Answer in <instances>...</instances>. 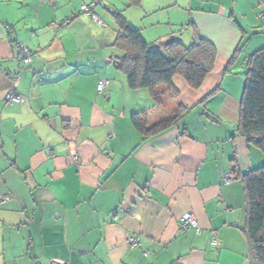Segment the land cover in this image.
Masks as SVG:
<instances>
[{
  "label": "crops",
  "instance_id": "obj_1",
  "mask_svg": "<svg viewBox=\"0 0 264 264\" xmlns=\"http://www.w3.org/2000/svg\"><path fill=\"white\" fill-rule=\"evenodd\" d=\"M91 1L0 0V264H251L243 185L224 179L232 158L241 171L264 163L235 132L264 0H96L102 23L81 10ZM113 10L161 50L210 41L212 72L196 90L175 76L177 99L155 107L115 65L123 52ZM19 45L31 51L28 65ZM14 74L22 100L8 104ZM178 103L188 110L155 136L132 125V113L154 123ZM184 213L199 233L182 230Z\"/></svg>",
  "mask_w": 264,
  "mask_h": 264
},
{
  "label": "trees",
  "instance_id": "obj_2",
  "mask_svg": "<svg viewBox=\"0 0 264 264\" xmlns=\"http://www.w3.org/2000/svg\"><path fill=\"white\" fill-rule=\"evenodd\" d=\"M128 2L134 5L139 4L140 0ZM111 13L117 28L114 46L123 52L115 60V65L125 74L129 88H145L149 91L155 107L163 105L165 96L177 99L178 91L172 83L175 76L196 90L212 72L216 49L210 41L199 36H195L189 45L177 39L170 40L164 42L161 50L147 43L139 30L132 27L119 10ZM240 50L241 46L230 62ZM187 110V106L178 103L169 116L154 123L148 122L146 111L143 110L132 113L131 122L142 138L146 139L176 125ZM235 132L264 155V46L245 58L244 83ZM230 162L231 176L239 179L243 185V231L248 242L250 263L264 264V163L241 171L235 158Z\"/></svg>",
  "mask_w": 264,
  "mask_h": 264
},
{
  "label": "built area",
  "instance_id": "obj_3",
  "mask_svg": "<svg viewBox=\"0 0 264 264\" xmlns=\"http://www.w3.org/2000/svg\"><path fill=\"white\" fill-rule=\"evenodd\" d=\"M95 4H96V0H93L88 5H82L81 10L86 12L87 14H90L91 17L95 21L102 23L101 19H99L95 14H92V12H91ZM66 22H68V21H66ZM17 58L23 65H28L30 63V59H31V51L27 47H25L23 45H19ZM19 78L20 77L17 74H14L10 78L12 87L9 91H7V93L5 94V97H4L5 102L8 104L18 103L22 100L21 96L18 93H16V91H15V87L19 83ZM108 83H109L108 79H105V78L100 79L97 82V86H96L97 93L98 94L104 93L106 88L108 87ZM232 178L233 177L231 175H227L224 179V182L229 183L232 180ZM179 222H180V226H181L182 230L195 229V231L197 233L200 232V228L197 224V221L191 215V213H184V214L180 215L179 216ZM126 241L130 247H134V246L139 245L138 239H136L132 236H128ZM210 243L212 246L217 245L218 240H217V237L215 236V234L211 235ZM50 264H67V263L61 262V261H52Z\"/></svg>",
  "mask_w": 264,
  "mask_h": 264
},
{
  "label": "rangeland",
  "instance_id": "obj_4",
  "mask_svg": "<svg viewBox=\"0 0 264 264\" xmlns=\"http://www.w3.org/2000/svg\"><path fill=\"white\" fill-rule=\"evenodd\" d=\"M251 19H252V18H250V20H251ZM255 19H257V15H256V14H255L254 20H255ZM262 39H264V34H260V35L257 36V38H255L256 41L261 40V42H259L258 44H256V45H257L256 49L261 48V47L264 46V41H263ZM256 49H255V50H256ZM255 50H253V51H255ZM253 51H251V52H253ZM243 81H244V80H243Z\"/></svg>",
  "mask_w": 264,
  "mask_h": 264
}]
</instances>
